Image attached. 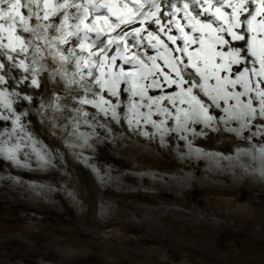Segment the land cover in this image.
<instances>
[{
    "label": "snow or ice",
    "instance_id": "6c2138e0",
    "mask_svg": "<svg viewBox=\"0 0 264 264\" xmlns=\"http://www.w3.org/2000/svg\"><path fill=\"white\" fill-rule=\"evenodd\" d=\"M34 125L101 185L120 176L98 155L136 144L177 171L121 175L187 185L204 161L264 181V0H0V162L64 164Z\"/></svg>",
    "mask_w": 264,
    "mask_h": 264
},
{
    "label": "rangeland",
    "instance_id": "374dc122",
    "mask_svg": "<svg viewBox=\"0 0 264 264\" xmlns=\"http://www.w3.org/2000/svg\"><path fill=\"white\" fill-rule=\"evenodd\" d=\"M32 131L59 146L65 160L47 171L0 162V175L21 179H0V264H264L258 176L204 161L181 166L193 172L187 185L121 175L177 171L170 157L136 144L98 155L100 165L110 164L120 176L101 185L46 130L34 125Z\"/></svg>",
    "mask_w": 264,
    "mask_h": 264
}]
</instances>
